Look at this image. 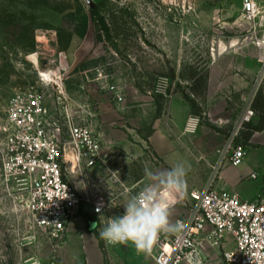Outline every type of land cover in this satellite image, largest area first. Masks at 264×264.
I'll use <instances>...</instances> for the list:
<instances>
[{
  "label": "rangeland",
  "instance_id": "1",
  "mask_svg": "<svg viewBox=\"0 0 264 264\" xmlns=\"http://www.w3.org/2000/svg\"><path fill=\"white\" fill-rule=\"evenodd\" d=\"M101 1L0 0V126L14 95L40 88L39 70L66 62L71 105L94 120L105 157L102 165L84 170V178L73 175L79 192L135 194L183 162L190 170L184 191L174 193L183 197L170 209L175 223L189 212L190 191L215 173L218 151L249 103L256 116L235 142L264 147V129L255 130L264 123V69L250 39L255 23L245 17L243 0H106L92 23L90 11ZM250 49L255 55L247 54ZM172 95L190 106L182 127L170 115ZM49 100L52 117L61 119ZM152 135L186 155L166 164L148 139ZM197 144L206 149L199 152ZM195 176L202 186L193 184ZM17 197L0 179V264H58L56 244L33 225ZM81 212L92 216L88 206ZM103 227L98 225V235ZM102 244L109 264L112 246ZM131 247L135 260L154 264ZM219 251L206 263L224 264Z\"/></svg>",
  "mask_w": 264,
  "mask_h": 264
},
{
  "label": "built area",
  "instance_id": "2",
  "mask_svg": "<svg viewBox=\"0 0 264 264\" xmlns=\"http://www.w3.org/2000/svg\"><path fill=\"white\" fill-rule=\"evenodd\" d=\"M243 12L248 21L255 23L250 39L264 69V31L260 34L256 22L262 15L261 6L257 0H243ZM66 70L62 65L39 70L40 88L14 95L0 126L2 185L9 195L18 196L33 225L56 248L84 205L96 217L97 226H105L109 218L123 213L124 194L128 192L92 195L86 191L82 195L73 181V175L84 178V170L102 165L105 157L94 120L83 117L82 111L71 105L64 85ZM51 72L53 78H48L45 74ZM49 99L61 119L52 117ZM255 116L254 107L247 104L235 131L218 151V161L212 166L215 173L203 188L190 191L189 212L175 222L181 230L161 232L152 250L143 252L154 264H205L209 251L223 248L228 238L234 247L223 251L224 264H264V192L256 201H243L237 193L215 186L225 164L243 165L246 149L235 142V137ZM261 176L264 172L254 171L249 179ZM159 194L171 208L183 198L164 189ZM103 242L112 247L134 246L131 242Z\"/></svg>",
  "mask_w": 264,
  "mask_h": 264
},
{
  "label": "crops",
  "instance_id": "3",
  "mask_svg": "<svg viewBox=\"0 0 264 264\" xmlns=\"http://www.w3.org/2000/svg\"><path fill=\"white\" fill-rule=\"evenodd\" d=\"M257 1L262 9V15L258 18L257 23L261 28H264V0ZM254 48L256 49V47ZM248 53L250 55H255L253 50L250 52L247 51V54ZM189 114L190 106L188 103L178 95H172L170 97V115L172 116V121L182 127ZM154 135L150 136L149 139L156 153L162 158L163 162L168 164L177 161L176 157H180L182 153L180 152L181 150H179V147L174 143L166 141L159 142L155 139ZM255 137L256 134L253 135V138ZM195 148L199 152L206 149L203 148L201 144L195 145ZM209 152L210 150L208 153ZM182 154L186 155L185 153ZM228 165L229 164L220 169L215 186L218 189L237 193L243 201L258 200L264 192V177L261 176L257 180H251L249 179V175L254 171H260L261 173L264 172V147H249L246 149L244 163L242 166L237 167L240 169H236L238 170L237 175H232L233 168L235 167ZM193 166L194 169L197 168L196 163H194ZM197 178L198 176L194 177L195 181L193 184H198V187H200L204 183L201 184ZM93 224H96L95 228L92 227ZM97 227V223L92 216L80 212V214L70 223L63 241L58 245L56 250L58 264H107L104 256V248L100 247V242L96 235ZM233 247L234 243L232 239L228 238L227 244L222 250H228ZM108 248L110 256L109 264H126V261H130L128 263L141 264V261L135 260V257L130 253L132 250L131 246ZM118 249H120V251ZM219 252V249L210 250L208 258H212ZM118 253L127 256L129 259L127 258L124 261L122 258L118 257ZM144 255L147 256L146 254ZM147 258L149 257L147 256Z\"/></svg>",
  "mask_w": 264,
  "mask_h": 264
},
{
  "label": "clouds",
  "instance_id": "4",
  "mask_svg": "<svg viewBox=\"0 0 264 264\" xmlns=\"http://www.w3.org/2000/svg\"><path fill=\"white\" fill-rule=\"evenodd\" d=\"M189 170L190 166L178 162L156 176V184L136 194L125 193L123 213L109 218L100 237L111 244L131 242L137 251L148 253L161 232H179L180 224L171 221V205L159 194V189L182 193ZM146 174L152 176L151 172Z\"/></svg>",
  "mask_w": 264,
  "mask_h": 264
},
{
  "label": "trees",
  "instance_id": "5",
  "mask_svg": "<svg viewBox=\"0 0 264 264\" xmlns=\"http://www.w3.org/2000/svg\"><path fill=\"white\" fill-rule=\"evenodd\" d=\"M105 1H106V0H103V1H101V3H97V4L95 5V7L91 9V11H90V20L92 21V23H94V22L96 21L97 17L99 16V12H98V8H99V6H100L101 4H103V3H105ZM102 20H103V19H102ZM263 129H264V123H262V124L260 123V125H258V126L255 127V130H256V131L263 130ZM148 139H149V138H148ZM148 139H147V140H148ZM96 235H97V238H98V240H99V242H100V247L103 248V244H102V239H101V237L98 235V233H96Z\"/></svg>",
  "mask_w": 264,
  "mask_h": 264
},
{
  "label": "bare ground",
  "instance_id": "6",
  "mask_svg": "<svg viewBox=\"0 0 264 264\" xmlns=\"http://www.w3.org/2000/svg\"><path fill=\"white\" fill-rule=\"evenodd\" d=\"M235 43V42H234ZM65 61H62V63H64ZM63 67H66L67 66V64H66V62H65V64H63L62 65ZM48 78H53V75H54V73L53 72H51V73H46L45 74Z\"/></svg>",
  "mask_w": 264,
  "mask_h": 264
},
{
  "label": "water",
  "instance_id": "7",
  "mask_svg": "<svg viewBox=\"0 0 264 264\" xmlns=\"http://www.w3.org/2000/svg\"><path fill=\"white\" fill-rule=\"evenodd\" d=\"M91 4H92V6H94V3L93 2Z\"/></svg>",
  "mask_w": 264,
  "mask_h": 264
}]
</instances>
